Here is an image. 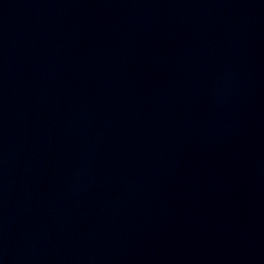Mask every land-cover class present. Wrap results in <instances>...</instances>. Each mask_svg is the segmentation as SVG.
Masks as SVG:
<instances>
[{"label": "water", "instance_id": "95a60500", "mask_svg": "<svg viewBox=\"0 0 264 264\" xmlns=\"http://www.w3.org/2000/svg\"><path fill=\"white\" fill-rule=\"evenodd\" d=\"M0 264H264V0H0Z\"/></svg>", "mask_w": 264, "mask_h": 264}]
</instances>
